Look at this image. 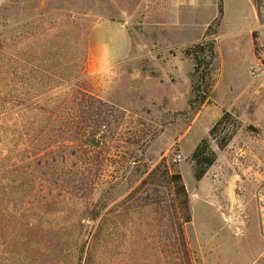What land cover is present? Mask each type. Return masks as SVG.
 <instances>
[{
  "label": "rangeland",
  "instance_id": "rangeland-1",
  "mask_svg": "<svg viewBox=\"0 0 264 264\" xmlns=\"http://www.w3.org/2000/svg\"><path fill=\"white\" fill-rule=\"evenodd\" d=\"M260 5L224 0L218 25L222 0H0V198L21 225L5 232L0 264H176L155 202L169 193L150 187L128 200L141 183L130 173L162 162L187 189L195 264H264V34L250 31L253 6L264 22ZM105 21L125 25L132 48L100 68L88 36ZM107 36L124 53L122 35ZM204 38L218 56L200 106L182 49ZM81 93L114 114L99 176L92 151L72 142ZM225 113L234 122L221 136L237 130L220 150L209 134ZM204 139L217 160L198 182L191 156ZM100 200L104 218L89 221L85 202Z\"/></svg>",
  "mask_w": 264,
  "mask_h": 264
},
{
  "label": "trees",
  "instance_id": "trees-1",
  "mask_svg": "<svg viewBox=\"0 0 264 264\" xmlns=\"http://www.w3.org/2000/svg\"><path fill=\"white\" fill-rule=\"evenodd\" d=\"M263 0H254L256 8H260V4ZM223 17V7L219 9V16L216 19L218 25ZM85 52L83 55L84 62L87 61L88 52L85 43ZM0 44V49H1ZM184 56L189 59L193 65L192 73V91L196 95L194 101L198 102L202 106L206 100L207 95L214 85L212 78V69L217 60V45L214 40H208L207 38L201 41L189 45L182 49ZM79 105L75 108V122L71 127V134L73 136V143L79 145L81 148H86L92 151V156L95 155L97 160L96 173L103 169V161L99 158L103 155V151L100 149L101 139L106 135L107 128L112 124L110 122L113 117V110L110 109L105 103L95 97L88 96L87 94L81 93L79 96ZM232 120L233 116L230 113H225L222 118L215 124L210 131V137L216 141L220 150L227 147L229 142L234 137L237 128H234L231 134L226 133L221 136L223 132L227 131L228 123ZM193 162L194 177L196 181H201L207 174L209 169L215 164L217 155L211 148L208 139H204L196 148L191 156ZM137 175V180L141 178L140 185L134 189L128 197V200L136 196L141 190L153 187L155 191L158 188L166 189L169 195L159 196L157 194L156 203L162 206L168 216V221L171 228V236L169 237L170 247L175 251L176 264H195V256L189 246L188 239L185 233V225L191 222L192 216L190 211V199L187 193L186 186L183 182V177L178 171L169 169L165 163L158 164L154 169L148 168L144 165L135 171L130 173V178ZM99 176V175H98ZM129 180V179H128ZM95 186V185H94ZM0 187L1 184H0ZM153 189V190H154ZM158 192V191H157ZM88 193L86 196H90ZM167 196V197H166ZM5 200L3 197L0 198V243L7 244V234L12 230H18L21 225L17 219L13 221L12 217H8L4 211ZM144 203L143 206H147ZM107 208L106 203L101 204L97 202L94 205H89L88 201L85 202V214L89 215V221L95 223L99 222L100 219L104 218L102 215L104 210ZM80 222V221H79ZM39 227H34L33 231H38ZM12 232V231H11ZM97 234H100L98 230ZM91 257L88 256L84 264H90Z\"/></svg>",
  "mask_w": 264,
  "mask_h": 264
},
{
  "label": "crops",
  "instance_id": "crops-1",
  "mask_svg": "<svg viewBox=\"0 0 264 264\" xmlns=\"http://www.w3.org/2000/svg\"><path fill=\"white\" fill-rule=\"evenodd\" d=\"M201 1H205V0H201ZM222 1H223V9L225 15L224 0ZM248 1L250 2V0ZM252 8L255 18L253 23L251 24L253 28H251L250 31L257 33L258 36L262 37L264 34V22L263 21L262 23L260 22L256 8L254 6ZM110 30L116 31L117 33L122 35V43H123L122 51H124V53L122 54L118 53L116 51L117 49L115 48L113 49V52L110 51V45L108 44V41H110V39L107 36ZM97 38L100 39L96 40ZM88 42H89L90 63H92V65L94 66L97 65L100 68H104L105 66L120 63L129 56V53L132 48V39L125 25L113 21H105L98 24L89 34ZM261 71H263V77H262V82L260 83L259 86L260 88L264 89V67L261 69ZM258 93L259 92L255 90L253 94V97L255 99H257L258 97ZM256 104L261 105L258 102H256Z\"/></svg>",
  "mask_w": 264,
  "mask_h": 264
}]
</instances>
